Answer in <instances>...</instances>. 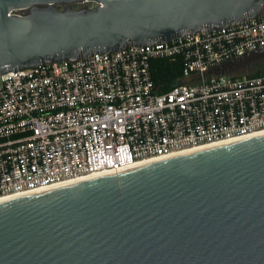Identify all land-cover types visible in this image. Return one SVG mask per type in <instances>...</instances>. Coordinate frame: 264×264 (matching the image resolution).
I'll return each mask as SVG.
<instances>
[{
  "label": "water",
  "instance_id": "1",
  "mask_svg": "<svg viewBox=\"0 0 264 264\" xmlns=\"http://www.w3.org/2000/svg\"><path fill=\"white\" fill-rule=\"evenodd\" d=\"M83 1L99 5L70 6ZM261 12L264 0H0V74ZM0 264H264V133L1 200Z\"/></svg>",
  "mask_w": 264,
  "mask_h": 264
},
{
  "label": "built area",
  "instance_id": "2",
  "mask_svg": "<svg viewBox=\"0 0 264 264\" xmlns=\"http://www.w3.org/2000/svg\"><path fill=\"white\" fill-rule=\"evenodd\" d=\"M261 48L264 12L0 74V201L264 133Z\"/></svg>",
  "mask_w": 264,
  "mask_h": 264
},
{
  "label": "trees",
  "instance_id": "3",
  "mask_svg": "<svg viewBox=\"0 0 264 264\" xmlns=\"http://www.w3.org/2000/svg\"><path fill=\"white\" fill-rule=\"evenodd\" d=\"M257 62L256 64L264 61V53L253 57L251 61ZM178 76V69L170 67V64H165L155 74V81L162 84V90H166L173 84Z\"/></svg>",
  "mask_w": 264,
  "mask_h": 264
},
{
  "label": "rangeland",
  "instance_id": "4",
  "mask_svg": "<svg viewBox=\"0 0 264 264\" xmlns=\"http://www.w3.org/2000/svg\"><path fill=\"white\" fill-rule=\"evenodd\" d=\"M90 5V3H88V2H76V3H72L70 6L72 7V8H82L81 6H84V5ZM88 5V6H89ZM63 6L64 5H62V4H56V7L58 8V9H62L63 8Z\"/></svg>",
  "mask_w": 264,
  "mask_h": 264
},
{
  "label": "flooded vegetation",
  "instance_id": "5",
  "mask_svg": "<svg viewBox=\"0 0 264 264\" xmlns=\"http://www.w3.org/2000/svg\"><path fill=\"white\" fill-rule=\"evenodd\" d=\"M88 3H90V5L88 6V5H84V6H81V7H86V8H90V7H92L93 6V3L92 2H88Z\"/></svg>",
  "mask_w": 264,
  "mask_h": 264
},
{
  "label": "bare ground",
  "instance_id": "6",
  "mask_svg": "<svg viewBox=\"0 0 264 264\" xmlns=\"http://www.w3.org/2000/svg\"><path fill=\"white\" fill-rule=\"evenodd\" d=\"M205 147H207V146H205ZM203 148V147H202ZM192 151V150H191ZM183 152H188V151H183ZM64 184V183H63ZM66 184V183H65Z\"/></svg>",
  "mask_w": 264,
  "mask_h": 264
}]
</instances>
